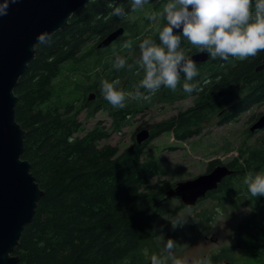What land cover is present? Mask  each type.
Instances as JSON below:
<instances>
[{
    "label": "trees",
    "instance_id": "obj_1",
    "mask_svg": "<svg viewBox=\"0 0 264 264\" xmlns=\"http://www.w3.org/2000/svg\"><path fill=\"white\" fill-rule=\"evenodd\" d=\"M110 2L88 1L66 27L38 44L35 58L14 88L16 118L27 132L22 158L33 164L31 173L44 191L14 251L19 264H151L145 252L159 235V219L166 214L163 206L168 197L164 195L166 183L152 182L159 165L155 158L144 156L148 141L131 143L120 152L107 143L99 146L109 136L106 127L95 126L84 136H75L82 125L77 118L80 106L76 109L74 92L67 94L68 76L60 77L86 43L123 25L122 18L109 16ZM116 2L125 11L131 7V0ZM262 54L232 61L230 67L219 66L220 75L203 87L193 106L161 123L153 137L172 129L178 139L187 140L200 134L213 115L220 116L222 123L235 121L238 114L263 101L264 77L250 76L251 66ZM129 118L117 114L114 128L125 126ZM258 130L262 129L253 132ZM262 146L249 148L247 166L264 168ZM243 192L248 197V186ZM249 196L255 201L251 204L257 216L264 218V197Z\"/></svg>",
    "mask_w": 264,
    "mask_h": 264
},
{
    "label": "rangeland",
    "instance_id": "obj_2",
    "mask_svg": "<svg viewBox=\"0 0 264 264\" xmlns=\"http://www.w3.org/2000/svg\"><path fill=\"white\" fill-rule=\"evenodd\" d=\"M66 68H68V72L65 71ZM66 68L60 77L68 76L70 82L67 94L74 92L76 109L80 106L77 118L82 122L80 130L74 135L84 136L95 126L106 127L109 136L101 140L99 146L107 143L110 146H117L118 150L122 152L131 146V143L138 142L139 131L147 130L150 137L145 140L148 142L144 156L155 158L159 165V173L152 179V182H158V180L173 182L194 178L205 172L209 161L216 160L220 163L235 160L237 167L241 172H244L242 180L235 178L233 185L236 188L247 186L244 179L250 168L255 169L250 172L264 173V168H261L262 164L260 165L261 170H259L254 166H247L245 162L249 148L255 144H264V129L248 134V127L251 126L255 116L260 113L262 115L264 112V100L251 105L247 110L238 114L235 121L222 123L220 116L213 115L204 123L200 134H195L187 140L178 139L170 130L161 131L160 135L153 137L154 131L161 129L159 126L161 123L176 114L178 110H184L191 106L193 98L184 100L180 98V100L168 102L163 105L165 108L161 106L162 103H156L149 115L130 117L128 124L115 129L114 117L109 112V105L106 106L99 99L95 105L87 106L82 99L83 95L88 93L84 79L79 77V73L73 77L69 71V64ZM242 93V90L238 92L239 95ZM101 106L105 107L101 109ZM238 193L241 194L239 191ZM245 195V193L238 195L241 201L236 210L230 209L224 202L222 203L212 196L199 199L194 208H183L177 200L173 199L165 203L163 207L166 214L159 219V235L155 237V244H152V248L147 247L145 256L147 255L151 260L154 254L159 255V258L167 260V264H174L175 259H187L188 264H197V261L204 257L210 258L212 262L211 254L220 252V254L226 255L230 261L232 260L231 262H234L232 264H259L257 259L263 257L261 253L264 251V220L261 216H257L254 222H252L253 220L245 221V216L250 214L248 200L251 201L250 204L254 202L249 193L248 198ZM222 196L223 193H220L219 197ZM216 203H220L218 204L220 207L225 206L226 210L219 208L215 212L217 210ZM251 206L253 207L252 204ZM175 216H188V223L183 227L173 229L171 221ZM168 239H172L178 245L171 257L165 250V242Z\"/></svg>",
    "mask_w": 264,
    "mask_h": 264
},
{
    "label": "water",
    "instance_id": "obj_3",
    "mask_svg": "<svg viewBox=\"0 0 264 264\" xmlns=\"http://www.w3.org/2000/svg\"><path fill=\"white\" fill-rule=\"evenodd\" d=\"M90 0H0V264H19L14 251L20 236L35 216L38 199L44 194L36 177L32 175L31 162L22 158L27 132L16 118V93L14 88L29 63L35 58L38 44L68 25L76 10ZM6 5V7H5ZM123 28L114 29L99 43L108 46L120 36ZM175 32L179 30L174 29ZM194 61L208 59V53L193 54ZM264 67V56L257 69ZM264 128V113L248 127L253 132ZM143 129L137 134L138 144L149 139ZM233 170L221 164L212 171L194 178L177 181L166 197L180 196L186 206L196 204L206 192L216 190L222 178ZM219 264H232L227 259Z\"/></svg>",
    "mask_w": 264,
    "mask_h": 264
},
{
    "label": "clouds",
    "instance_id": "obj_4",
    "mask_svg": "<svg viewBox=\"0 0 264 264\" xmlns=\"http://www.w3.org/2000/svg\"><path fill=\"white\" fill-rule=\"evenodd\" d=\"M147 3L149 0H131L133 10L142 9ZM108 7L111 9L110 17L127 15L124 6L115 3V0ZM160 15L167 21L159 32L160 43L145 38L139 44L140 56L135 64L143 69L144 75L135 91L125 93L118 87L119 80L102 81V94L115 109L125 108L128 98L150 102L162 87L175 91L182 75L187 81H192L198 75L196 62L186 56L181 48L182 38L200 52L208 53L211 58L225 61L229 57L242 60L255 57L264 51V0H255V3L254 0H169ZM150 18L154 20L155 15ZM174 29L179 31L175 32ZM126 47L131 48L130 41ZM126 65L132 67L125 58L117 55L113 67L123 69ZM183 90L191 93L194 88L185 83ZM244 183L253 197H264V173L248 172ZM187 223L188 216H175L171 226L176 229ZM177 246L172 239L165 242L169 257ZM151 264H167V260L153 255ZM174 264H188V261L175 259ZM197 264L212 262L204 257Z\"/></svg>",
    "mask_w": 264,
    "mask_h": 264
},
{
    "label": "flooded vegetation",
    "instance_id": "obj_5",
    "mask_svg": "<svg viewBox=\"0 0 264 264\" xmlns=\"http://www.w3.org/2000/svg\"><path fill=\"white\" fill-rule=\"evenodd\" d=\"M168 2L169 0H149V3L145 4L142 9L137 8L135 10L132 9V5L130 3V9L126 10L127 15L124 17H120L123 19V25L118 27L123 28V33L120 36L115 38L114 41L110 43V45L101 47L99 43H101V41L110 34L108 33L103 35L102 33L105 32H102L101 34L103 36L101 34L97 35L94 41L90 40L88 43L85 44L86 46H84L82 52H77L76 55L71 58L69 63V71L72 73L73 77H76V74L79 73V77H82L84 79L85 88L88 90V93L85 94V96L83 95L82 99L87 106L91 107L93 104L95 105L96 101L101 99L102 103H104L106 106L109 105V112L113 117H115L117 114L119 116L124 114L127 118H136L137 116L149 115L151 109L155 107L154 105L156 103H162L161 106H163L168 102L180 100V98H182V100L193 98L194 102L200 96L203 87L208 86L209 83L212 81L213 77L220 75L222 70H220L219 66L221 67L222 65H224V67H230V63H232V61L235 63L237 60H242L239 57H229L227 61L219 63V58L211 60L212 58L208 54L207 60L205 59L204 61H195L198 68V75L192 81L185 80L182 75L180 83L177 85L175 91L166 87H162L160 91L152 97L150 102H145L142 100L137 101L128 98L125 101V108H113L102 95V81L108 80L109 82H112L114 80H119L120 85L118 87L122 89L125 93L135 91L136 86H138L140 80L143 78L144 75L143 69H140L139 66L135 64V60L140 56L139 44L145 38H151L155 40L157 44L160 43L159 32L162 30L163 27L167 25V21L160 14L163 12V9ZM115 3H117L116 0ZM153 15H155L154 20L150 18ZM118 28L115 27L114 29ZM114 29H112V31H114ZM129 41L131 42V48L126 47ZM181 48L185 50V55L188 57H191L193 54L195 55L200 53L196 46L191 45L185 38H182L181 40ZM117 55L125 58L128 64H131L132 67H128L127 65L123 69H116L115 67H113ZM263 56L264 51L259 61L255 62L254 65L251 66V77L254 78L255 73H257V76L264 77V67L261 69H257V67L262 62ZM210 60L217 61V64L209 65L212 64ZM78 67H83V70H79ZM138 72L139 75L137 74ZM185 83H188L193 86L194 90L191 93L185 92L183 90V85ZM239 83H241V81ZM141 91L144 90L141 89ZM145 94L147 95L146 92ZM219 94L221 96L223 95V92L220 91ZM192 106L193 103L191 104V106L185 108L184 110H178L173 116L178 115L182 110L186 111ZM104 107L101 106L100 108L103 109ZM163 107L165 108V106ZM125 110L126 112H124ZM260 114H258V116H260ZM258 116H255L252 123L258 118ZM171 117L172 116H170V118ZM169 130L172 131V129ZM211 162L209 161V164L208 166H206V170L204 173L212 171L215 166L221 165L222 163L226 164V166L232 169L234 172L229 178H227L228 176L226 177L227 179L222 178V182L219 184V187L216 190H210L206 192L205 197L209 198L212 196L218 201H221L222 203L224 202V204L228 205L230 209L236 210L238 204L241 201V198H239L238 195L245 193L243 192L244 187L236 188V186L233 185L235 178L237 180H240L239 178L242 177L241 170L239 169V167H237V163L235 162V160H231L227 163H224L223 161L220 163L219 161H217L216 164H214L213 166L210 165ZM162 182L166 183L167 185V190L164 193L165 196H167L166 193L168 192V190L171 189V187L174 188L177 184V181L170 182V180H163ZM226 188L227 195H224L223 191H225ZM238 191L241 192V194H239ZM220 193H223L222 197H219ZM172 199L177 200L180 206L183 208H194V205L196 206L197 204L196 202V204L194 205L186 206L180 196L168 197L166 200L167 202H169ZM250 202L251 201L248 200L247 203L250 208V214L245 216V221L253 220L252 222H254V220L257 218V208L254 209L251 206ZM254 203L255 201L252 204ZM218 204L220 203L215 204V207L217 209L215 210V212L218 211L219 208H221L222 210H226L225 206L220 207ZM237 244H239L238 241ZM257 244L258 242L256 243V245ZM260 246L262 247V245ZM261 254L263 255V257L257 260L259 261V264H264V251ZM211 257H213L212 264H219L225 259H227V261H229L230 263H234L231 262L232 260L230 261V259L226 255L224 256L223 253L220 254V252L214 254L212 253Z\"/></svg>",
    "mask_w": 264,
    "mask_h": 264
}]
</instances>
